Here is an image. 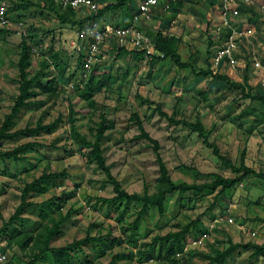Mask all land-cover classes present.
Returning <instances> with one entry per match:
<instances>
[{
  "label": "rangeland",
  "instance_id": "obj_1",
  "mask_svg": "<svg viewBox=\"0 0 264 264\" xmlns=\"http://www.w3.org/2000/svg\"><path fill=\"white\" fill-rule=\"evenodd\" d=\"M29 1L33 4L9 12L8 23L0 25V127L18 95L23 40L30 50V76L39 73L42 84L54 80L56 92L41 93L36 88L39 93L33 104L21 109L10 132L33 128L38 122H60L51 132L0 142V151L27 142L38 144L21 154L23 160H0V227L20 204L26 184L43 173L64 170L66 175L45 181L27 193L26 201L31 205L0 232V264H28L36 251L31 245L21 248L18 241L25 232L36 234L66 214L68 219L51 240V247L65 246L86 235L117 239L112 247H104V243L98 248L83 245L73 255L75 264H108L116 254L124 256L117 264H207L230 243L264 244V177L248 176L221 194L175 191L166 195L162 215L156 207L148 206L131 228L142 204L103 202L114 196L112 186L90 159V150L71 134L70 122L72 118L77 133L93 142L100 115H105L113 127L105 132L100 145L111 174L129 194L152 195L157 190L159 169L151 144L138 137L136 117L157 141L171 180L199 185L211 183L215 174L225 178L237 174L189 128L159 116L157 107L174 120L201 122L208 142L231 163L239 166L243 158L247 167L264 174V104L243 97L240 88L231 90L222 81L178 69L170 59L152 60L127 50L119 54L110 42L91 55L88 45L77 36V26L60 23L43 3ZM93 1L101 9L113 0ZM138 1L104 13L99 24L127 23ZM159 7L160 12L153 13L152 21L146 24L149 37L153 39L161 30L175 38L174 49L182 62L192 63L197 70L211 68L210 59L219 45L214 1L181 0L171 3L167 11L162 10V3ZM89 15L88 9L75 11L78 21ZM232 23L245 33L239 40L241 65L217 73L242 86L246 77L250 89L244 87V92L264 97V72L253 65L255 57L264 68V0H251ZM89 56L85 67L84 58ZM104 75L109 77L107 81L102 79ZM184 227L187 232L182 252L165 259L159 238ZM204 234L202 244H196ZM35 264L54 262L50 254H44ZM213 264H264V251L255 253L252 247H239Z\"/></svg>",
  "mask_w": 264,
  "mask_h": 264
},
{
  "label": "trees",
  "instance_id": "obj_2",
  "mask_svg": "<svg viewBox=\"0 0 264 264\" xmlns=\"http://www.w3.org/2000/svg\"><path fill=\"white\" fill-rule=\"evenodd\" d=\"M22 1L27 2L29 0H19L12 2L8 8V14L9 12L17 9H26L29 5L33 4V2L29 1L27 2L26 5H23ZM131 1L132 0H113L110 4H107L103 8L99 9L97 12V16L95 18H101L106 12L118 10L124 6H127L128 4L131 3ZM37 2L43 3L44 7H46L50 12H52L56 16L57 20L62 24H69L77 27H82L86 21L94 18V17H86L84 18V20L78 21L75 19V10L71 8L62 9L59 6L54 5V3L51 2L50 0H38ZM153 39H154L155 50L160 52L163 56L162 57L152 56L151 57L152 60L160 61V60L170 59L178 69H189L190 72L195 76L210 77V78H214L215 80L222 81L231 90L240 88L243 97L248 98L250 100H257L264 104L263 96L251 95L248 92H244L245 91L244 87L247 88L249 87L248 89H250V86L247 83L248 79L246 77H244L245 86H242L241 84L233 82L230 78H228L224 74L213 72V70L210 67H208L206 70H197L192 63L181 61L179 54L174 49L175 38L173 36H168L163 31L158 30L155 33V37ZM123 51H125L123 48L118 49L119 54H121ZM139 54H144V53L138 52L136 55ZM81 58H83V56H81ZM29 67H30V50L27 42L23 40L20 45L19 58H18V72H19L18 95L15 98V101L13 103L10 112L5 116L3 123L0 127V142L7 139H13L20 135L37 134L41 131L51 132L60 122L59 119H56L54 122L47 125L38 122V124L33 128L26 127L24 129L10 132V129L13 127L14 121L17 118L18 114L20 113L21 109L33 104V99L39 93L38 91L35 90L36 88L41 93L56 92V89L54 87V80L47 81L44 84H42L38 80L39 73L30 76L28 71ZM108 78L109 77L107 75H104L102 77L104 81H107ZM102 82H100L98 86H96V88H99ZM157 112L159 116L165 118L169 123L181 124L189 128L191 132L195 133L200 139H202L203 144H205L206 147L211 149L212 153L220 160V162L225 167H227L237 175L234 176L233 178H225L221 175L215 174L214 180L211 183H203L199 185L173 182L159 154V145L157 141L152 139L148 135V133L144 130L142 123L139 121V119H137L136 116H134L136 117V123L139 129L138 137L146 139L148 143L151 144V148L155 154L156 162L159 169V177L157 178V185H156L157 190L154 194L152 195H148L147 193H144L142 195L136 193L129 194L122 188L120 183L111 174L110 167L106 165L105 158L102 155V151H101L100 144L104 137V134L107 130L112 129L113 124L107 120L105 115L101 114L100 121L96 125L94 141L91 142L86 140L84 136L77 133L74 125V120L71 118L70 119L71 134L84 148L90 150L89 152L90 159L94 161L98 169L105 174L107 182L112 186L114 196L112 198L103 199V202L106 204H111L116 201L119 202L124 200L125 203L140 202L142 204V208L138 212V215L133 221V223L131 224V228L134 229L136 227V224L138 223L139 219L146 213L148 206L156 207L158 213L162 215L164 213L163 203L166 195L171 194L175 191H177L179 194H183L188 191L201 192L203 190H209V191H217L218 194H221L224 191L235 187L244 179H246L248 176H255L258 178L264 177V174H259L256 171H254L252 168L247 167L244 164L243 158L241 159L239 166H235L233 163L230 162V160L225 158L220 153V150L214 143L208 142V135L201 122L197 121L191 123L184 120H179V121L174 120L171 117H169L165 112L160 110V108L158 107H157ZM37 145L38 144L33 142H27L15 147L12 150L0 151V160H5L7 158H10L15 161L23 160V156L21 154L32 149ZM65 175L66 172L64 170H62L61 172L43 173L39 177L35 178L34 180L26 184L21 193L20 204L16 207L14 213L9 217L8 221L5 222L2 227H0V232L2 231L3 227H7L11 225L14 220H17L20 217L24 207L31 205V203H28L26 201L27 193L30 190L40 187V185L45 181H55L61 179L62 177H65ZM67 219H68V214L59 217V219L53 220L52 224L43 226L41 230L36 232V234L25 232L23 240L18 241L19 246L21 248H25L28 245H31V249L36 251L35 253H33V256L31 260L28 262V264H35L44 254H50L54 264H75L73 255L74 253H76L75 251L81 250V247L83 245L90 243L94 247L98 248L97 246L100 243H104V247L105 245L107 247L108 246L112 247L114 244L117 243L116 238L113 237L108 238L109 236L107 235H102L98 237L86 235L84 238L80 240H75L72 243H69L65 246L51 247L50 246L51 240L59 235V229ZM186 232H187V227H184L180 231L171 232L159 238L161 245H163L162 247L164 250L165 259H170L174 255H176L177 252H182L184 248L183 239ZM107 240H109V243L106 242ZM239 247H244V248L252 247L255 253H261L264 251V244L258 245L253 243H246V244L230 243V246L225 251L220 252L214 258H211L207 264H213L218 260L225 259L234 249H237ZM102 253L103 250L99 252V254ZM120 259H124V256L121 254H116L112 256L108 264H117L118 260Z\"/></svg>",
  "mask_w": 264,
  "mask_h": 264
},
{
  "label": "built area",
  "instance_id": "obj_3",
  "mask_svg": "<svg viewBox=\"0 0 264 264\" xmlns=\"http://www.w3.org/2000/svg\"><path fill=\"white\" fill-rule=\"evenodd\" d=\"M19 0H0V25L8 23V8L12 2ZM54 5L62 9L71 8L75 11L88 9L90 15L94 17L86 21L82 27H77V36L85 44L88 45L90 54L93 53L101 45L113 43L118 50L123 48L127 51L143 52L145 56H160L163 55L155 50L154 39H151L148 33L143 28V22L151 20L155 9L162 3V10L167 11L170 4L181 0H141L135 10L130 15L127 23L122 25L99 24L100 18H95L99 7L93 0H50ZM218 9V21L214 24L216 40L219 41L215 52L213 53L210 63L213 72L219 69L229 67L235 69L241 65L239 54V40L245 36V33L238 30L233 25V19H237L241 9L250 5L251 0H215ZM161 8V7H160ZM174 25L175 21L171 22ZM171 25V26H172ZM92 55V54H91ZM88 58V57H87ZM85 59V67H88L91 57ZM254 68L262 69L259 61L253 57ZM228 222L233 220L228 218ZM242 229V227H241ZM252 236L255 233H251ZM204 234L195 243L202 244ZM4 259V256L2 257Z\"/></svg>",
  "mask_w": 264,
  "mask_h": 264
},
{
  "label": "crops",
  "instance_id": "obj_4",
  "mask_svg": "<svg viewBox=\"0 0 264 264\" xmlns=\"http://www.w3.org/2000/svg\"><path fill=\"white\" fill-rule=\"evenodd\" d=\"M141 0H139L137 3H136V5L134 6V9L136 8V6L138 5V3L140 2ZM214 1V5L216 6V8H217V2L215 1V0H213ZM160 12V7H158L157 9H155V11H154V14H155V12ZM218 15H219V13H218ZM218 19V18H217ZM152 21V20H151ZM151 21H147V22H144L142 25H143V28H144V30L148 33V28L146 27V24H148L149 22H151Z\"/></svg>",
  "mask_w": 264,
  "mask_h": 264
}]
</instances>
